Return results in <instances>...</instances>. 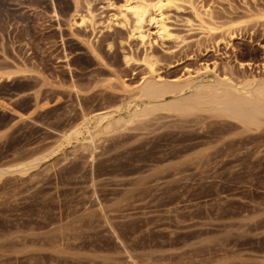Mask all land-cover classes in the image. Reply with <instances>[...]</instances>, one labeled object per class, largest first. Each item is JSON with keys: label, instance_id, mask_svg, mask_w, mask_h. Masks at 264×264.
Here are the masks:
<instances>
[{"label": "rangeland", "instance_id": "obj_1", "mask_svg": "<svg viewBox=\"0 0 264 264\" xmlns=\"http://www.w3.org/2000/svg\"><path fill=\"white\" fill-rule=\"evenodd\" d=\"M122 1L0 0V169L45 156L0 175V264H264V126L159 110L82 140L147 64L264 79V0H163L138 29Z\"/></svg>", "mask_w": 264, "mask_h": 264}, {"label": "bare ground", "instance_id": "obj_2", "mask_svg": "<svg viewBox=\"0 0 264 264\" xmlns=\"http://www.w3.org/2000/svg\"><path fill=\"white\" fill-rule=\"evenodd\" d=\"M163 4V0H123L118 6V14L115 16L124 20L130 16L134 21L135 29H138L150 11L159 10ZM108 7L112 9L113 5L108 4ZM74 12L72 24H81L87 19L79 15L77 10ZM76 16L79 22L76 21ZM146 69L148 76L143 79L140 86L135 88L136 98L130 102L126 115H124L125 118L120 117L121 115L116 118L112 113L98 114L93 125H89L91 118L85 119L82 122L83 124L85 122V125H81L84 127L83 133H86V137L82 140H87L92 144L101 133L115 131L116 125L136 122V120L148 117L159 110L187 116L203 112L204 114L209 113L212 116L233 120L240 124L244 130H256L264 126V79L246 82L237 87L228 78L218 79V76L214 77L211 74V70L206 69L204 74L210 80L205 83L200 82L203 79L201 77L165 81L158 76L151 64H147ZM7 76L9 77V74ZM77 134L78 129H75L65 135L68 145L78 142ZM44 158L45 156L31 159L20 164L18 168L0 169V175L7 172L26 173Z\"/></svg>", "mask_w": 264, "mask_h": 264}]
</instances>
